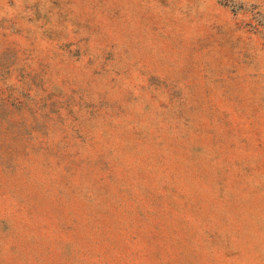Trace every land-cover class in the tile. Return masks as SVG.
<instances>
[{
	"label": "rangeland",
	"instance_id": "1",
	"mask_svg": "<svg viewBox=\"0 0 264 264\" xmlns=\"http://www.w3.org/2000/svg\"><path fill=\"white\" fill-rule=\"evenodd\" d=\"M0 264H264V0H0Z\"/></svg>",
	"mask_w": 264,
	"mask_h": 264
}]
</instances>
